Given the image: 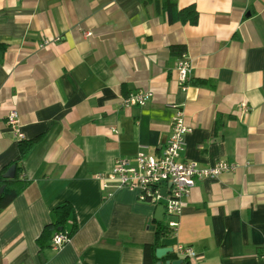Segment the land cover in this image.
Returning <instances> with one entry per match:
<instances>
[{
  "label": "crops",
  "instance_id": "crops-1",
  "mask_svg": "<svg viewBox=\"0 0 264 264\" xmlns=\"http://www.w3.org/2000/svg\"><path fill=\"white\" fill-rule=\"evenodd\" d=\"M144 1L0 0V168L19 157L10 107L23 139L39 136L22 160L28 184L0 211V264H144L156 206L96 175L142 146L158 155L176 107L191 128L181 159L237 167L195 180L181 213L163 214L176 222L163 245L190 246L194 264H264V0H175L195 6V25ZM172 45L190 60L185 89ZM140 89L153 94L144 106L119 105ZM64 201L78 229L39 253Z\"/></svg>",
  "mask_w": 264,
  "mask_h": 264
},
{
  "label": "built area",
  "instance_id": "built-area-1",
  "mask_svg": "<svg viewBox=\"0 0 264 264\" xmlns=\"http://www.w3.org/2000/svg\"><path fill=\"white\" fill-rule=\"evenodd\" d=\"M43 44H47V40ZM176 71L180 86L185 89L191 71L190 60L185 52H182L177 60ZM152 95L150 90L140 89L120 97L119 105L144 106ZM240 108L246 110V104L241 103ZM183 117V110L176 107L170 120V133L158 155L147 152L142 146L133 156L116 158L107 173L96 175L102 187L136 190L140 201L149 202L154 206L161 204L164 209L163 214L176 216L185 207L186 197L197 178L215 177L222 172L233 171L237 167L234 162L218 160L209 167L201 168L194 160L180 158L185 145V135L191 130L184 123ZM5 124L18 141L23 139L19 129L18 114L13 106L5 115ZM175 225L176 222H169L170 227ZM68 239L64 233H54L51 238V248L59 249ZM176 251L188 261L194 260L195 252L190 246L178 245ZM260 258L264 260V245L261 248Z\"/></svg>",
  "mask_w": 264,
  "mask_h": 264
},
{
  "label": "trees",
  "instance_id": "trees-1",
  "mask_svg": "<svg viewBox=\"0 0 264 264\" xmlns=\"http://www.w3.org/2000/svg\"><path fill=\"white\" fill-rule=\"evenodd\" d=\"M153 1L156 9L166 13L169 24L178 22L195 25L198 21V11L193 4L178 8L175 0H145L144 2ZM6 46L0 42V58L2 57ZM185 51V48L180 45L170 46V52L180 55ZM190 84L194 80H188ZM39 140V136L30 140L21 139L18 141L19 157L16 160L8 163L0 168V186L4 188L0 194V211L5 209L12 200L26 187L28 180L21 177L22 160L30 152L34 144ZM14 165V175L11 178H5L3 174L11 166ZM71 220V225L67 228L66 223ZM78 226L75 220L72 205L67 202H61L52 209L51 220L43 226L35 242L38 246L39 253L51 246L50 241L54 233H64L68 238L77 231ZM171 232L170 227L164 225L161 221H157L154 226V240L151 243H144L141 245L143 250L144 264H163L164 262H171L176 259L181 260V264H194L187 260L186 257L178 258L176 251H171L164 256L157 258L155 256L156 248L162 247L163 239Z\"/></svg>",
  "mask_w": 264,
  "mask_h": 264
},
{
  "label": "water",
  "instance_id": "water-1",
  "mask_svg": "<svg viewBox=\"0 0 264 264\" xmlns=\"http://www.w3.org/2000/svg\"><path fill=\"white\" fill-rule=\"evenodd\" d=\"M13 175H14V165H11L5 171V173L3 174V176L5 178H11V177H13ZM3 188H4V185H1L0 186V194H1L2 190H3ZM163 213H164L163 206L161 204H158L155 207L154 219L157 220V221H161L162 218H163ZM170 251H172V248L171 247L162 246V247L156 248V250H155V256L157 258H160V257L164 256L166 253H168ZM170 264H181V260L180 259L173 260V261L170 262Z\"/></svg>",
  "mask_w": 264,
  "mask_h": 264
}]
</instances>
